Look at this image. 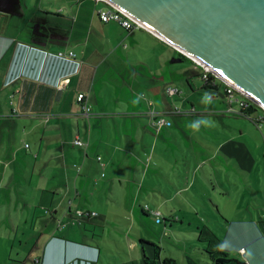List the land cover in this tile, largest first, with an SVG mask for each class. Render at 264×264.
<instances>
[{
	"label": "crops",
	"instance_id": "1",
	"mask_svg": "<svg viewBox=\"0 0 264 264\" xmlns=\"http://www.w3.org/2000/svg\"><path fill=\"white\" fill-rule=\"evenodd\" d=\"M106 7L95 0H0V236L7 240L14 237L8 247L0 243V264H138L135 257L118 262L110 251L104 227L110 214L92 206L102 202L108 183L101 181L95 187L86 178L94 169L92 178L99 182L98 176L101 173L103 177L107 165L98 163V167L91 156H101L105 146L112 156L121 151L124 156L141 155L138 149L143 148L147 130L160 136L162 131L168 137L174 135L173 124L157 131L153 123L159 117L169 122L167 116L175 117L186 124L194 115L208 112L219 115H212L216 119L243 118L225 116L226 99L210 103V111L198 112L191 100L197 95L203 107V93L216 95L210 91L191 90L193 96L178 107L173 102L176 96L167 95L170 87H163L161 79L166 67L163 61L177 62L173 54L178 51L149 31L128 32L116 23H103L98 13ZM70 51L76 55L73 60L58 57ZM145 91L148 96L143 97ZM80 94L87 96L88 117L77 100ZM144 107L146 113L142 112ZM175 110L180 113H173ZM119 123L125 133L121 128V148L113 133V126ZM239 133L240 138L233 133L225 140H242L243 132ZM76 139L87 147L75 146ZM189 142L192 148L187 155L194 167L193 177L187 175L185 189L177 187L174 195L161 196L159 203L169 210V226L183 224L171 203L179 193L187 195L186 220L199 232V243L206 245L208 238L204 234L201 239V230L208 229L232 258L264 264V199L258 198L255 190L252 199L244 190L255 155L237 143L222 151L224 142L215 150L194 147L196 142L190 137ZM152 150L148 156L156 157V172H163L166 160L159 156L157 147ZM225 170L228 184L222 181ZM200 171H205L201 179ZM162 188L168 186L159 187L161 193ZM205 204L221 218L216 225L220 235L201 215ZM78 210L96 212L100 221L71 224ZM61 221L68 224L58 230ZM27 236L32 238L25 239ZM129 247L136 251L134 242H129Z\"/></svg>",
	"mask_w": 264,
	"mask_h": 264
},
{
	"label": "rangeland",
	"instance_id": "2",
	"mask_svg": "<svg viewBox=\"0 0 264 264\" xmlns=\"http://www.w3.org/2000/svg\"><path fill=\"white\" fill-rule=\"evenodd\" d=\"M164 53H166L165 50ZM173 55L174 57L175 55L177 56V62L168 61L167 63L163 61L166 67H164L161 76L162 85L163 87H175L181 91L180 97L176 96L173 102L176 103L178 107L182 108L185 99L189 96H193L191 86L194 88L203 87L204 83L199 76H196L197 70H195L192 62L180 59L178 54ZM139 73H142V70H139ZM159 78L160 77H157V79ZM109 81L114 82L111 79ZM140 83H143L142 77L140 78ZM221 90L223 91L224 89ZM215 94L216 95L203 93L204 97L202 102H205L203 107L199 105L201 102L198 101L201 100L197 95L191 101L196 103L198 112L210 111V103H218L226 99L222 93ZM145 95L148 96L147 91H145L143 97ZM206 100H208L207 103ZM168 101L169 103L171 102L169 99ZM188 106L190 107L191 105ZM142 112L146 113L147 107H144ZM214 113L211 114V112H208L207 114H201V116L194 115V119H191L188 124L180 120L178 122L175 117L167 116L171 125L173 124L171 130L174 132V135L168 137L164 134V131H162V136H160L159 133L153 131L149 133V130H147L149 135L143 133L144 137H146V139L141 142L143 148L138 149L142 156H124L122 151L112 156L110 155L109 148L106 146L103 148L101 156H99L102 158V163L97 161L98 157L91 156V159L93 158V161L98 167L101 164L107 165L108 167H106L105 171L102 173L104 177L100 175L101 173L99 174V182L92 178L94 169L90 176L86 175V178L89 179L91 185L95 187L98 186L101 181H103L102 183H108L105 194L102 197V202H96L95 205L92 206H96L102 214L109 212L112 216L109 215L107 223H104V227L110 251L117 257L118 262H122L121 260H123V262L131 260L135 257L138 264H142L144 253L149 255L150 251H153V248L149 245L154 244L161 248L162 260L171 258L176 260L177 264H191V262L198 264H213L210 257L204 252L206 245L198 241L199 232H197L196 229H191V226L188 225L186 220V215L188 214H186L184 206H186V202H188L187 195L179 193V196H175L177 199L174 197V201L171 203V206L177 211L175 216L179 217L183 224L176 223L173 227H170L169 221H171V215L169 214V210L166 206L162 207L159 204L162 199L161 196H166L167 194L174 195L177 191V187L180 190L185 189L184 184L187 175L190 178L193 177L194 167L191 166L189 162L191 157L187 155L188 151L192 148L189 137L196 142V144L193 145L194 147L215 150L221 142H224L222 143L221 149L222 151H228L234 148V145L237 143L241 149L247 150L250 154L255 155V161H253L254 163L248 169L250 174L247 175L243 172L244 177L246 175L250 177L249 182L244 181V190H248L247 194L249 197L252 196V199L256 196L253 190L258 193V198L264 199V112L258 110L257 114L251 118H232L230 121L226 119L223 120L222 118L216 119L214 116L219 115ZM133 116L137 118L140 117L138 115ZM225 116L227 117L228 115L225 114ZM207 117L211 118L212 122H208L206 119ZM135 123L138 124L139 122ZM135 126L132 127V136L137 135V131L134 129ZM121 128L122 133H124L122 124L120 125L119 123L113 126V133L116 138H119L115 140L116 144H120V146H118L119 148H121L122 143L120 140ZM240 130L243 132L242 140L237 139L233 142L225 140L226 135L231 136L233 133L237 138H240ZM133 142L136 143L137 140H133ZM153 147H157L159 156L166 160L164 161L165 165L163 167V172H156V168L154 167L156 157L153 159V156H151V158L148 156V151L153 152V150L151 151ZM114 153H116V151ZM171 157L173 161H167L171 159ZM147 158L152 160L148 164L146 162ZM146 166L147 171H145ZM172 166L173 168H171ZM78 167L81 169L80 166ZM167 168L169 169L167 170ZM204 172H198L200 179L203 178ZM80 173L81 172L78 174ZM214 175L215 173L212 171L211 176H213L215 182L216 175ZM221 176L222 181L228 184V171H223ZM140 181L142 182L141 185H143L141 190L139 188ZM166 186H168V188H162L163 193H161L159 187ZM211 189L210 187L207 188L208 191H211ZM197 190L200 191L202 189L198 187ZM81 194L82 199H84L85 196L82 192ZM208 200L210 199L208 198ZM142 206H148L151 211L156 210L159 206V212L162 215L163 221L162 224H157L153 216L145 215ZM198 209L202 212V208L198 207ZM204 211L205 213H201L203 219L206 220L205 222L213 231H218L220 235L221 233L216 227V225H218L217 223H220V216L215 213V210L211 208L210 204L208 209H206L205 204ZM99 221L100 219L95 220L94 223ZM164 223L166 227H164ZM128 228H131L129 233L127 232ZM99 232L102 234L100 228ZM30 238L32 237H25V239ZM13 239L14 237H11L7 240L5 236H0L1 247H8L10 245V240L12 241ZM129 240L135 243L136 251H133L129 247V242H131ZM141 240L144 241L143 244ZM144 248L146 252H144ZM0 255L2 254L0 253Z\"/></svg>",
	"mask_w": 264,
	"mask_h": 264
},
{
	"label": "water",
	"instance_id": "3",
	"mask_svg": "<svg viewBox=\"0 0 264 264\" xmlns=\"http://www.w3.org/2000/svg\"><path fill=\"white\" fill-rule=\"evenodd\" d=\"M107 1L264 108V0Z\"/></svg>",
	"mask_w": 264,
	"mask_h": 264
},
{
	"label": "built area",
	"instance_id": "4",
	"mask_svg": "<svg viewBox=\"0 0 264 264\" xmlns=\"http://www.w3.org/2000/svg\"><path fill=\"white\" fill-rule=\"evenodd\" d=\"M76 1L78 3H80L82 0H76ZM95 1L98 3H105L107 5V7L105 9L99 11V13H98L99 19L103 23H110V22L116 23L128 32H133L135 30H146V31H148L145 28V26L142 23H140L137 19H135L134 17H132L128 13L124 12L123 10L119 9L118 7H116L115 5L110 3L109 1H107V0H95ZM58 57L68 58L70 60H73L76 57V55L74 52L70 51L67 54L59 53ZM197 64L200 65L201 67H203L201 64H199V63H197ZM78 65H81V63H79ZM203 68H204L206 73H211L215 77L216 80L221 81L224 84V86L226 87V92H227V94H226L227 109L225 111L226 114H236L238 116H244V115H242L243 112L246 109H248L251 106V104L257 105L258 107L262 108L261 105H259L256 101H254L252 98L247 96L245 93H243L237 87H235L232 84H230L229 82L225 81L220 76H218L216 73L206 69L205 67H203ZM166 93L169 97H175V96H178L180 94V90L178 88L170 87L166 90ZM77 100L80 104H82L83 113H84L83 115L85 117H88L89 113H90V108H89L88 104L86 103L87 96L85 94H80V95H78ZM262 109L264 110V108H262ZM173 113H175V114L180 113V110H178V111L175 110ZM170 125H171V123L166 121V119L163 117H159L156 120V122L153 123V126L157 129L158 132L162 128H164L166 126H170ZM74 145L79 146V147H84V148L87 147V144H84L81 140H78V139L75 140ZM26 147H28V145ZM97 161L99 163H102V158L98 157ZM101 165H103V164H101ZM103 177H104V174H103ZM143 208H144V211H146L149 215H151L155 218V222L157 224H162V222H163L162 221V215L159 211H157V210L151 211V209L148 206H144ZM96 216H98V214L96 212L91 211V210H78L75 212L73 218L69 222L71 224H77V223L81 224L82 221H84L85 219H92ZM67 224H68V222H65V221L62 222L61 221L58 223L57 229L63 230L67 226Z\"/></svg>",
	"mask_w": 264,
	"mask_h": 264
},
{
	"label": "trees",
	"instance_id": "5",
	"mask_svg": "<svg viewBox=\"0 0 264 264\" xmlns=\"http://www.w3.org/2000/svg\"><path fill=\"white\" fill-rule=\"evenodd\" d=\"M178 56L182 60H189L190 62H192L193 66L195 67V70H197L196 76H199L204 83L203 87L194 88L193 86H191V90L193 91L204 90V91L215 92L217 94L222 93V95L226 97V94H227L226 87L221 81L216 80L215 77L211 73H206L203 67H201L196 62L189 59L188 57L184 56L180 52H178ZM221 89H224V90L222 91ZM258 110H261L262 112H264L262 108L258 107L257 105L251 104V106L248 109H246L242 114L245 117L244 116H241V117L251 118L252 116L255 115V113ZM227 115L236 116V114H227ZM142 210L145 215L147 216L149 215L146 211H144V208H142ZM95 220H99V217L96 216L92 219H85L84 221H82L81 224H84L88 221L94 222ZM164 227H166L165 223H164ZM208 231H209L208 229L201 230L202 232L201 239L203 235L206 234V237L208 239L205 241V243L208 246L204 250V252L210 257V260L212 261L213 264H248V262L245 259L239 260V259L232 258L229 252L222 249L221 247L222 243L214 235V233L210 231L208 232ZM141 243L143 244L144 241L141 240ZM149 246L153 248V251H150L151 255H147L146 253H144L143 264H177L176 260H173L171 258L162 260L161 259V248L159 246H156L154 244H151ZM144 252H146L145 248H144Z\"/></svg>",
	"mask_w": 264,
	"mask_h": 264
}]
</instances>
